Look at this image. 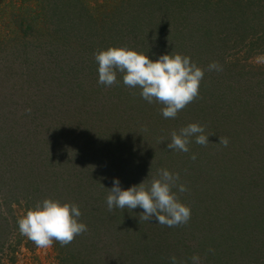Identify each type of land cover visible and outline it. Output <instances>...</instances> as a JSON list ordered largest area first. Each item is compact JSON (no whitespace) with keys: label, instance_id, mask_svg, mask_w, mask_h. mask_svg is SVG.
Returning a JSON list of instances; mask_svg holds the SVG:
<instances>
[{"label":"trees","instance_id":"1","mask_svg":"<svg viewBox=\"0 0 264 264\" xmlns=\"http://www.w3.org/2000/svg\"><path fill=\"white\" fill-rule=\"evenodd\" d=\"M47 22L51 32H44L46 28L42 25ZM71 33L75 38L79 33L89 40L95 37L90 50L94 46L97 51L123 46L145 53L150 59L164 53L187 55L204 70V76L198 96L175 118L165 119L160 112L163 105L142 99L140 89L124 85L122 75L117 73L118 82L107 87L111 98L108 114L112 120L118 119L113 122L116 127L132 134L119 133L126 136L120 142H110V148H90L92 143L87 137L79 149L78 157L88 158L89 168L82 174L84 183L78 184L81 187L78 196L84 190L83 196L92 191L99 195L91 194L95 214L86 208L79 217L89 227L74 237L76 244L80 240L85 242L78 246L81 249L77 251L78 258L74 252L68 257L62 253L60 263L68 264L72 260L89 264L87 259H81L82 250L94 246L91 240L95 221L106 217L109 211L112 214L108 225L115 232L112 239L118 237L119 246L125 247L126 237L128 253H138L149 264H170L172 256L177 264H193V256L199 258L198 264H227L226 257L234 255L235 247L243 244V239L237 236L241 225L254 223L259 230L264 229V64L250 62L252 57L264 54V0H0V53L12 56L13 62L17 60L21 64L19 74L23 80H19L29 81L26 78L32 69L29 52L34 50L35 42L46 46L44 36L48 35L51 45L54 39L65 43L70 41ZM83 62L98 78L94 56ZM212 62L219 65V71L208 70ZM120 104L121 113L116 112ZM189 123H198L203 126L204 134H210L206 145L196 144L190 138L192 142L186 154L190 159L195 154L198 161L194 168L185 167L186 171L189 169L186 173L189 192L183 195L175 187L172 189L190 208V219L168 227L156 223L154 217L149 221L139 219L142 215L139 207L140 212L107 210L102 195L108 194L113 177L119 178L123 188L139 184L141 175L136 161L140 155L134 150V141L146 138L149 145L145 147L150 150L146 156L155 159V146H166L171 133L179 132ZM111 127L105 123L97 133L108 135L106 131ZM225 137L227 147L219 143V138ZM19 141L18 149L23 140ZM130 141L133 142L126 146L125 142ZM106 148L110 150V158H100V152ZM50 151L46 150L49 154ZM19 154L27 153L24 149ZM14 166L17 172L19 164ZM41 172L35 169L36 175ZM44 172L45 169L43 175ZM56 173L49 175L52 184L45 198L73 203L65 192L67 188L63 186L64 191L58 188L62 178ZM42 174L40 178L44 177ZM26 201L29 202L27 196ZM76 202L77 199L74 203L79 206L80 201Z\"/></svg>","mask_w":264,"mask_h":264},{"label":"rangeland","instance_id":"2","mask_svg":"<svg viewBox=\"0 0 264 264\" xmlns=\"http://www.w3.org/2000/svg\"><path fill=\"white\" fill-rule=\"evenodd\" d=\"M48 23L42 25L46 28L44 32H51L52 27ZM69 38L70 41L65 43L60 41L62 45L56 39L53 45L49 44L48 35L44 36L46 46H38L35 42L34 50L29 52L32 55V69L29 70L31 75L27 74L26 77L29 79L28 83L22 81L19 74L22 72L21 64L17 60L13 62L12 56L5 57L0 53V264H62L59 254L63 253L68 257L73 252L75 258H78L77 251L81 250L78 246L84 244V241L81 243L80 240L76 244L73 239L66 245L53 241L48 248H38L19 233L17 220L27 209L49 195L52 184L49 175L56 172V176L62 178L58 188L64 191L65 186V192L73 203L75 199L76 203L80 201L81 213L88 208L94 215L91 194L98 196L99 193L92 191L90 195L83 196L84 190L78 196L81 191L78 184L84 183L82 174H86L89 168V159L78 157L79 149L83 147L87 137L92 143L90 148H110V142H120L121 137L131 133L130 130L122 131L121 127H116L113 123L118 120L116 117L114 120L109 118L111 98L108 86L98 84L93 70H88L83 62L93 57L97 51L95 46L92 50L89 49L92 40L96 38L89 40L83 33H79L76 38L71 33ZM250 62L264 64V54L252 57ZM8 69L14 76L8 73ZM122 110L123 106L120 104L116 112L121 113ZM105 123L112 127L106 131L108 135H100L97 132L101 131L100 128ZM139 131L141 129H135V132ZM121 132L127 134L120 136ZM12 138L17 141L14 143ZM19 140L23 141L18 149ZM145 140L146 138L134 141V150L140 155L136 161L140 168L138 174L141 175L138 182L144 180L148 184L157 176L158 169L166 168L170 172L178 173L179 182L187 189L186 173L192 166L194 168L198 160L190 159L184 152L170 150L167 144L162 147L155 146L156 156L152 159L146 156L150 150L146 149L145 145L149 144ZM131 142L133 141L125 142V145L129 146ZM24 149L27 154L20 156L19 151ZM47 149L51 150L50 154L46 152ZM100 153V158H110L108 148ZM15 163L19 164V169L16 168L18 173L14 171ZM22 166L24 167L21 172ZM185 167L189 168L188 171ZM36 168L42 172L45 169L44 175L41 172L43 178H40L41 174L36 175ZM198 175L201 176L202 173ZM186 192L189 190L183 192V195ZM26 196L29 202L26 201ZM102 196L106 198L107 195ZM106 208L109 210L107 206ZM136 210L139 211L138 208ZM111 214L108 211L106 217L95 221V234L91 240L94 246L89 250H82L84 257L81 259H87L89 264H149V260L141 259L138 253H128L129 241L126 237L125 247L119 246L121 242L118 237L112 239L115 232L108 225ZM98 224L101 226L97 228ZM241 226L243 227L239 229L237 236L243 239V244L235 247L234 255L226 257L228 263L264 264V229L259 230L254 223ZM225 232L229 230L226 229ZM76 262L78 261L70 260L67 263L77 264Z\"/></svg>","mask_w":264,"mask_h":264},{"label":"clouds","instance_id":"3","mask_svg":"<svg viewBox=\"0 0 264 264\" xmlns=\"http://www.w3.org/2000/svg\"><path fill=\"white\" fill-rule=\"evenodd\" d=\"M97 64V83L112 86L117 83V73L122 75V82L130 88H139V95L148 103L154 100L163 105L160 109L165 118H175L197 96L204 70L190 60L187 55L164 53L156 59H150L145 53L128 47H108L94 52ZM208 70H220L217 63L208 65ZM210 135V134H209ZM203 126L189 123L171 133L167 147L170 150L189 152L190 138L199 145H206L208 136ZM219 143L227 147L228 139L219 138ZM195 159V154H192ZM178 173L166 168L157 170V176L147 185L144 180L139 184L121 187L119 178L113 177L111 187L107 188L106 204L111 211L142 209L139 219L146 221L153 217L156 223L173 227L186 223L190 219L191 210L182 203L176 193L185 192L186 186L179 182ZM80 208L75 203L60 202L52 198H44L26 210L18 218L17 227L22 236L31 240L38 248H48L53 241L61 245L69 244L74 237L87 231L85 223L79 220ZM199 258L192 257L193 264ZM170 264H177L175 256L170 257Z\"/></svg>","mask_w":264,"mask_h":264}]
</instances>
